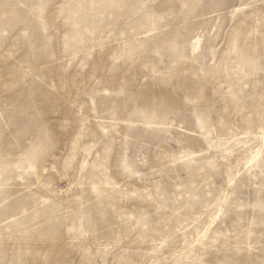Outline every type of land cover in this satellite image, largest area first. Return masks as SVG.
Masks as SVG:
<instances>
[{
	"label": "rangeland",
	"instance_id": "obj_1",
	"mask_svg": "<svg viewBox=\"0 0 264 264\" xmlns=\"http://www.w3.org/2000/svg\"><path fill=\"white\" fill-rule=\"evenodd\" d=\"M263 129L264 0H0V264H264Z\"/></svg>",
	"mask_w": 264,
	"mask_h": 264
},
{
	"label": "bare ground",
	"instance_id": "obj_2",
	"mask_svg": "<svg viewBox=\"0 0 264 264\" xmlns=\"http://www.w3.org/2000/svg\"><path fill=\"white\" fill-rule=\"evenodd\" d=\"M198 41H200V40H198L197 38H195V39L192 40V42H191L192 49H194V50L196 49V46L198 44ZM259 137H260V140L262 142H264V129L260 132Z\"/></svg>",
	"mask_w": 264,
	"mask_h": 264
}]
</instances>
